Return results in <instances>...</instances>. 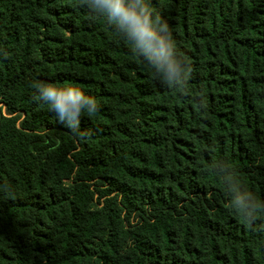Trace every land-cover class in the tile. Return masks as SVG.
<instances>
[{
    "label": "trees",
    "instance_id": "trees-1",
    "mask_svg": "<svg viewBox=\"0 0 264 264\" xmlns=\"http://www.w3.org/2000/svg\"><path fill=\"white\" fill-rule=\"evenodd\" d=\"M190 71L150 75L80 0H0V264H264V0H152ZM97 110L60 123L31 87Z\"/></svg>",
    "mask_w": 264,
    "mask_h": 264
},
{
    "label": "clouds",
    "instance_id": "clouds-1",
    "mask_svg": "<svg viewBox=\"0 0 264 264\" xmlns=\"http://www.w3.org/2000/svg\"><path fill=\"white\" fill-rule=\"evenodd\" d=\"M94 19H100L139 59L150 75L169 89H182L190 71L188 62L179 55L177 43L167 21L156 11L152 0H80ZM31 87L39 100L49 105L56 119L69 129L78 128L81 117L97 110L94 97L79 87H56L33 81ZM214 171L224 176V188L230 206L253 219L264 210V201L245 190L232 170L217 165Z\"/></svg>",
    "mask_w": 264,
    "mask_h": 264
}]
</instances>
